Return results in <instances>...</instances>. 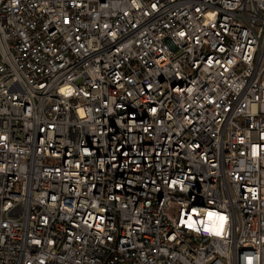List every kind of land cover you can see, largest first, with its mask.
<instances>
[{
	"label": "built area",
	"instance_id": "built-area-1",
	"mask_svg": "<svg viewBox=\"0 0 264 264\" xmlns=\"http://www.w3.org/2000/svg\"><path fill=\"white\" fill-rule=\"evenodd\" d=\"M249 261L264 0H0V264Z\"/></svg>",
	"mask_w": 264,
	"mask_h": 264
},
{
	"label": "snow or ice",
	"instance_id": "snow-or-ice-1",
	"mask_svg": "<svg viewBox=\"0 0 264 264\" xmlns=\"http://www.w3.org/2000/svg\"><path fill=\"white\" fill-rule=\"evenodd\" d=\"M215 215H216L215 213H210L209 217L211 218V217H213ZM218 219H219V221L221 223L216 229H214L216 235H220V232H221L222 227H223V221H224L225 218L221 216V217H218ZM205 230L208 231L209 229H205ZM249 264H251V261H249Z\"/></svg>",
	"mask_w": 264,
	"mask_h": 264
}]
</instances>
